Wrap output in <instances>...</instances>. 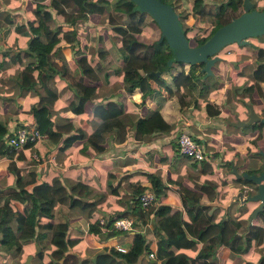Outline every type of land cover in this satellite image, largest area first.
Wrapping results in <instances>:
<instances>
[{
	"label": "crops",
	"instance_id": "1",
	"mask_svg": "<svg viewBox=\"0 0 264 264\" xmlns=\"http://www.w3.org/2000/svg\"><path fill=\"white\" fill-rule=\"evenodd\" d=\"M187 1L190 4L192 0ZM203 1L215 3L218 0ZM33 7L34 0H0V39L4 46L0 60V122L7 128V134L0 139V191L15 186L14 174L9 169V163H13L18 169L21 184L25 189L38 182H48L52 176H57L68 194L64 201L53 205L51 218L40 217L39 221L40 223L50 221L52 225L66 224L65 234L69 242V252L80 258H90L104 247L122 246L127 249L133 234L137 232H142L149 249H155L157 235L153 231L155 220L153 211L143 218L136 214L139 201L134 189L137 186L144 188L150 186L147 173H157L164 185L163 193L153 204L154 208L159 204H166L170 207V213L180 211L183 215L179 186L193 191L196 189L200 194V202L209 208L207 203L212 199L209 200L204 192L198 190L201 185L211 183L213 197H217L218 201H224L242 185V182L235 180L229 162L234 163L238 171L249 167L256 168L254 139L256 124L246 130L243 126L229 123L235 115L240 119L247 117L246 98L249 94L247 91H239L244 94L241 99L238 93L234 92V88L241 89L242 86L251 83L250 73L254 66V57L251 61H247L246 55L249 52L243 51L245 45L236 43L237 49L229 50L233 42L224 45L218 51L221 59L211 66L215 85L206 93L198 94L190 86L176 87L171 82L169 73H161L167 86H160L150 80L151 88L159 95L150 94L145 97H141L137 88L126 90L121 61L115 50L116 45L98 43L88 46L87 62L91 66L97 63L100 68L97 70L98 82L95 90L84 102L81 112L72 113L68 109L67 101L72 91L63 78L54 73L47 79L49 89L55 94L50 118L56 125L67 123L71 125L69 130L61 134V138L74 134L71 142L64 146L63 141H60L59 144L52 146L53 142L50 139L44 141L43 138L22 146L17 152L5 153L6 136L18 124L33 122L28 108L38 100L36 91L30 87L20 86V72L26 64L34 61V57L23 53L27 48V36L19 34L14 28L16 24H24L27 20L36 17L32 11ZM97 15L102 16L88 13L84 20L76 21L73 26L79 34H86L81 24L89 20L90 22H87L90 24L89 27L93 26L96 24ZM52 16L59 20L57 23H63L62 16L54 13ZM145 22L148 23L146 17ZM103 26L105 31V24ZM71 27L72 25L66 24L62 29ZM95 31L102 36V40L109 36L110 40H114L111 34L103 35V29L100 32ZM116 41L117 44L119 37ZM58 44L59 49L55 55L58 63L70 61L72 59L70 47L72 46L73 49L79 47V45H65L63 40ZM100 47L103 49L102 55L98 54ZM160 50V46L154 49L155 58ZM245 64L248 68L247 78L241 84L231 87L228 92L227 83L222 79L224 70H239L240 65ZM180 69L175 65L170 72L175 73ZM182 69L186 71L187 67L184 66ZM30 73L35 76L37 69L33 68ZM255 93L256 89H253L251 96L253 97ZM160 96L163 100L158 104ZM106 100L120 102L125 117L131 121L158 111L166 127L135 135L134 125L130 123L125 128L123 140L119 142L113 140L111 131H105L102 133L101 141L103 148L97 151L87 144L86 138L95 124L100 121L93 112V106ZM205 101H208L212 107L218 108L216 115L209 116L205 113ZM252 106L256 110V104L252 103ZM180 130L189 132L202 144L206 153L204 160L193 161L179 153L175 138ZM33 153L37 156L36 159L32 156ZM76 183L79 185L77 191H74L73 187ZM236 204L238 201L231 202L227 208L216 206L210 213L213 221H218L226 215L230 217L236 215L237 219L246 221L256 201H245L238 206ZM10 205L13 209H21V204L15 199L10 200ZM125 215L136 218L133 228L128 231L112 230L108 233L109 230L101 229L98 225L96 232L88 230L89 223H95L98 216L112 218ZM50 231L51 229L47 227L36 228L34 238L36 243L32 241L23 244L15 255L0 251V264L21 262L28 254L31 255L30 263L33 262L37 243L47 240ZM261 243L263 244V241L252 242L247 250L240 252H233L226 245L221 244L214 249L210 259L214 264H244L246 261L255 264L260 255ZM51 246L45 244L41 258L43 262L49 259ZM202 246L203 242L197 241L184 251L193 257ZM146 252L141 254L139 264H160L157 260L148 258Z\"/></svg>",
	"mask_w": 264,
	"mask_h": 264
},
{
	"label": "trees",
	"instance_id": "2",
	"mask_svg": "<svg viewBox=\"0 0 264 264\" xmlns=\"http://www.w3.org/2000/svg\"><path fill=\"white\" fill-rule=\"evenodd\" d=\"M161 1L172 5L191 45L200 44L218 26L242 12V0H220L214 6V10L207 7V3L203 0H192L190 4L187 0ZM32 11L36 15L35 18L14 26L16 32L27 36V48L23 53L34 57V61L26 64L20 72V86L30 87L36 91L38 100L29 106L28 112L36 128L45 134L43 140L50 139L53 142L52 146L59 144L60 141H63L64 146L68 145L74 134L61 138L62 132L69 130L71 125L69 123L56 125L50 118L55 94L49 89L47 79L57 73L66 81L72 91L67 101V107L72 113L81 112L84 102L92 95L98 82L97 70L100 67L97 63L89 65L86 53L88 46L91 47L97 41L98 43L102 41V36L79 34L73 26L76 21L84 20L88 13L102 15L105 19L103 24L106 26L107 36L109 32V35L112 33L119 37L115 50L121 61L126 90L131 91L137 88L141 97L150 96V94L159 95L151 88L149 81L152 80L160 86H167L161 73H169L174 86H190L191 89L195 88L198 94L206 93L215 85L214 81L209 83L210 75L202 77V72L199 71L201 63L169 62V50L165 43L163 47L156 44L160 42L158 37L152 42L138 38L140 31L147 25L145 22L147 14L137 10L131 0H48L47 2L34 0ZM52 11L62 16L63 23L48 25L49 21L55 18L52 16ZM151 21L155 24L152 19ZM66 24L72 27L62 29ZM195 27L198 33L200 31L204 33L198 34L192 31L191 29ZM189 31H191L190 35H188ZM255 37L257 40H264V35ZM60 40H63L65 45H79L77 49L70 47L72 59L68 62L58 63L55 59ZM158 45L163 50H160L159 58L156 59L154 49H158ZM102 51L100 47L98 52L102 53ZM175 65L181 69L171 73L170 69ZM184 66L187 67L186 71L182 69ZM33 68L37 69L35 76L30 73ZM152 71L159 73L158 75L150 74L149 72ZM250 75L253 79L251 84L242 86L241 89L234 88V92L238 94L239 91H247L250 97L247 101H251V91L258 87V82H264V47L260 45L255 48V66ZM162 100L163 97L160 96L158 104ZM204 108L209 116L218 113V108L212 107L208 101H205ZM93 112L100 121L95 124L86 142L97 151L103 148L101 141L102 133L105 131H111L113 140L119 142L123 140L125 128L130 123L134 125L135 135L166 127L158 111L131 121L125 117L122 104L115 100L95 104ZM253 124L256 123L243 127L248 130ZM6 134V126L0 122V139ZM30 144L32 143L26 142L23 146ZM7 148L8 146L5 145V153ZM8 165L14 174L15 186H9L0 191V251L15 255L23 244L35 242L36 228L39 227L50 228V236L47 240L37 243L34 260L30 264H86L87 262L90 264H139L141 254L148 251L146 239L138 232L133 234L125 252L118 251L114 247H104L90 258H80L69 252V242L65 234L66 224L52 225L50 221L43 223L39 221L40 217L51 218L53 205L65 200L68 192L64 185L57 176H52L48 182H38L29 189H25L21 184V177L18 175L16 166L13 163ZM245 171L252 173L256 171V168L249 167ZM147 176L156 201L163 193L164 185L157 173H147ZM235 180L246 184L252 190L255 189V184L250 181L238 178ZM78 185L79 183L75 184L74 191H77ZM143 189L144 187L137 186L134 193L138 194ZM198 190L204 192L209 200L214 196L211 183L201 185ZM180 197L183 215L180 211L170 213V207L166 204H159L156 208L150 205L143 210L138 203L136 208V214L142 218L150 211L154 213L153 231L157 235L155 256L160 259L161 264H214L210 259L212 252L221 244L226 245L233 252H240L247 250L252 242L263 241L262 250H264V205L246 228V221L237 219L236 215L232 217L226 215L218 221H213L212 215L207 214L208 206L200 202V194L193 190L184 188L183 192H180ZM11 199L17 200L21 204V209H13L10 205ZM88 230L96 232L97 224L89 223ZM112 230L110 229L108 233ZM197 241H202L203 246L192 257L184 249L192 247ZM46 243L52 246L49 259L43 262L42 250ZM15 264H20V261ZM244 264L250 263L246 261ZM255 264H264V251L260 253Z\"/></svg>",
	"mask_w": 264,
	"mask_h": 264
},
{
	"label": "water",
	"instance_id": "3",
	"mask_svg": "<svg viewBox=\"0 0 264 264\" xmlns=\"http://www.w3.org/2000/svg\"><path fill=\"white\" fill-rule=\"evenodd\" d=\"M131 1L135 4L137 10L146 12L155 22L159 29L158 38L164 40L169 50L168 61L188 64L201 63L199 71L202 72V77L212 74L211 66L215 61L221 59L218 55L221 47L231 42L254 45L247 38L264 35V9L252 8L251 0H242V12L218 26L203 42L197 45L189 44L178 14L171 4L161 0ZM149 73L158 75L159 72L152 71ZM246 106L248 108L246 119H240L235 115L229 123L239 127L256 123V121L264 123V113L261 116L256 114V110L250 102H247ZM229 165L235 178L252 182L255 184V189L247 193H244L243 189H237L228 195L224 201H218L217 197H213L207 203L209 205L207 214H210L216 206L227 208L233 201L243 204L245 201L258 200V204L253 207L246 217V228H248L251 220L263 209L264 205V163L258 173H248L245 170L238 171L236 165L232 162H229ZM30 257L31 255L28 254L20 264H30Z\"/></svg>",
	"mask_w": 264,
	"mask_h": 264
},
{
	"label": "built area",
	"instance_id": "4",
	"mask_svg": "<svg viewBox=\"0 0 264 264\" xmlns=\"http://www.w3.org/2000/svg\"><path fill=\"white\" fill-rule=\"evenodd\" d=\"M4 46L0 39V60L1 52L3 51ZM45 137V134L40 132L34 122L31 123H20L12 132L9 133L5 138V144L8 146L7 151L17 152L26 142L34 143ZM176 147L179 153L185 155L193 161H201L206 158V153L203 149L202 144L195 139L189 132L185 130H180L176 134L175 138ZM32 156L36 159L37 156L35 153ZM244 193H247L249 187L243 188ZM137 199L141 208L146 210L150 205H153L155 202V196L153 191L149 187H145L143 190L139 191L137 194ZM95 223L104 230H117V231H128L133 228L136 223V218L133 216H116L112 218H107L104 216H98L95 219ZM138 233V232H137ZM143 237L142 232H139ZM155 236V235H154ZM145 238V237H144ZM147 241V240H146ZM116 250L125 252L126 248L122 246H116ZM148 258L157 260L160 263V259L155 256V249H148L146 252ZM161 264V263H160Z\"/></svg>",
	"mask_w": 264,
	"mask_h": 264
},
{
	"label": "rangeland",
	"instance_id": "5",
	"mask_svg": "<svg viewBox=\"0 0 264 264\" xmlns=\"http://www.w3.org/2000/svg\"><path fill=\"white\" fill-rule=\"evenodd\" d=\"M46 1H48V0H46ZM218 1H220V0H218ZM218 1L217 2L214 1L215 3H210V1H209L210 4L207 3L206 6L209 7V8H211L212 10H214L215 9L214 6L219 3ZM251 1H252V7L253 8H255V9L264 8V0H251ZM52 13H54V12L52 11ZM146 18H147V22L148 23H147L146 27L143 28L140 31V33L138 35V38L143 39V40H145L147 42H152V41H155L157 37H159V29L151 21L150 16L147 15ZM57 22H59V20H57L56 17H55V18H53V21H49V24L48 25L51 26V25H54ZM87 22L89 23L90 21L87 20ZM87 22L85 21L83 24H81L82 28L84 27V30L87 32L86 35H88V36H93L94 34H98L99 35V33H97L95 30H97L98 32H100L102 29H103V35H105L107 33L106 30L104 31V26H103L104 24L103 23L105 22V19L102 16H98L97 15L96 24H94L91 27H89L90 24H88ZM191 30L192 31H196L195 33H198L197 32L198 29L196 27L195 28H192ZM200 32H201V34L204 33V31H200ZM200 32L198 34H200ZM190 33H191V31L188 32V35H190ZM110 34L113 35L114 40L115 39L116 40L118 39V37H117L116 34H112V33H110ZM108 35H109V32H108ZM109 37H107V39L102 40L99 43H101V45H116V42L117 41L116 40L115 41L114 40L112 41V40L109 39ZM247 39H248V41L252 42L255 45H260V46L264 47V40H260V39L257 40L256 37H253V36L252 37H248ZM159 40H160V42H157L156 44L162 45V47H163V45L165 43L164 40H162V39H159ZM94 45H98V41ZM230 45H232V46H231V48H229V50L230 49L231 50L237 49V47H236L237 44L235 42L231 43ZM241 45L242 46L245 45V47H243V51H248L249 52V54L246 55V57L248 58L247 61H249V60L251 61L253 57L255 58V49H253L252 47L248 46V44H241ZM111 49H112V46H111ZM162 50H163V48H161V51ZM98 54L99 55H102L103 53H98ZM106 58L107 57H105V59ZM156 58H159V54H156ZM254 58H253V60H254ZM247 71H248V68H246V64L245 65H240L239 70H234V71H232V70L231 71L224 70L225 73H223L222 79H223V81H225V83H227V90H228V92L231 89V87L233 88L234 85L241 84V82L247 78V76H248L247 75ZM197 72H199V71H197ZM235 72H237V73L235 74ZM212 81L215 82V79H214V77L212 75H210L209 83L212 82ZM193 91H196L195 88H193ZM238 95L240 96L241 99H243L242 96L244 94L242 95V93L239 92ZM249 98L250 97H247L246 98V101ZM250 100L251 101H247V102H252L253 105L256 104V106H259L260 105L259 100L264 105V83H259L258 84V87L256 88V93L253 94V97L251 96V99ZM256 106H255V108H256ZM254 139L256 140V134H255V138ZM260 146L261 147L263 146V142L260 143ZM256 147H257V144H256ZM184 188H186V187L179 186L180 192H183V189ZM194 192L199 193L196 189H195ZM238 204H236V206H238ZM263 226H264V224H263ZM263 238H264V234H263ZM262 249H263V244L261 243L260 253H263L264 250H262ZM238 259H239V262H241L240 261V258H238ZM257 259H258V257H257ZM256 262H257V260H256Z\"/></svg>",
	"mask_w": 264,
	"mask_h": 264
},
{
	"label": "flooded vegetation",
	"instance_id": "6",
	"mask_svg": "<svg viewBox=\"0 0 264 264\" xmlns=\"http://www.w3.org/2000/svg\"><path fill=\"white\" fill-rule=\"evenodd\" d=\"M253 37H255V36H253ZM248 46H250L253 49H255L257 45L254 44V45H248ZM254 66H255V58H254ZM254 66H253V68H254ZM251 80H252L251 81V83H252L253 79L251 78ZM259 83L260 82H258V84ZM247 85H249V84H247ZM259 102H260V105L256 106V114L261 116L264 113V105H263V103L260 100H259ZM258 140L263 142V146L262 147L260 146L261 142H259ZM256 144H257V147H256V173H258L260 171L261 167H262V164L264 163V123H261V122H258V121H256ZM246 186H247L246 184L242 183V185H240V188L243 189ZM256 187H257V185H256ZM248 191H253V190L249 187ZM258 202L259 201L256 200V205L258 204Z\"/></svg>",
	"mask_w": 264,
	"mask_h": 264
}]
</instances>
